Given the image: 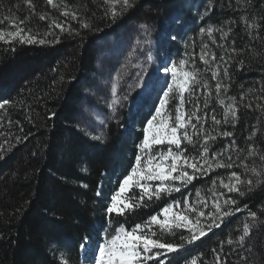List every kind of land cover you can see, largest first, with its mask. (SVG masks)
<instances>
[{
	"label": "trees",
	"instance_id": "obj_1",
	"mask_svg": "<svg viewBox=\"0 0 264 264\" xmlns=\"http://www.w3.org/2000/svg\"><path fill=\"white\" fill-rule=\"evenodd\" d=\"M54 2L59 4L60 0ZM146 2L150 3L149 11L137 2L127 17L135 21L139 16L141 25L157 31L172 0ZM31 3L29 7L25 0H0V29L15 31L12 24L16 23L46 41H0V103L12 102L0 109V264H62L64 260L81 264L80 245L85 238L92 241L101 229L107 230L108 238L114 228L145 224L172 203L183 204L185 200L205 212L204 225L210 223L208 213L215 212L216 202L222 211L233 214L222 223L218 220L220 226L207 235L166 255L164 264H191L193 259L197 264H215L216 256L223 264H264V106L257 89L258 81L264 80V0H232L229 7L224 5L226 18L235 10L240 15L233 29L234 40H241L238 53L244 55V75L236 77L234 86L239 91L234 105L238 119L233 120L228 112L229 122L225 123V110L218 108L212 113L204 109L207 76L202 69L193 94L186 96L187 112L195 111L204 120L197 123L193 119L200 138L195 145L185 141L184 154L204 164L199 155L204 139L215 137L207 142L213 167L205 164L206 171L197 173L191 188L179 195L162 194L159 199L145 195L141 201L142 194L135 195L132 190L126 198L136 207L111 217L105 197L109 185L114 182L118 187L130 173L142 135L132 129L133 118L127 123L130 116L126 113L120 123L109 121L99 140L86 137L79 122L82 92L97 83L94 56L98 41L120 26V17L106 15L100 0H64L76 19L61 15L63 5L53 8L46 0ZM174 14L177 16L169 15L171 22ZM40 15L46 19L40 20ZM243 15L247 28L254 22L261 27L257 33L260 38L254 42L247 41V28L242 35L238 32ZM52 21L63 24L66 31L49 28ZM84 23L89 27L84 28ZM222 36L216 45L224 54L230 48L228 31ZM212 116L221 123L215 124ZM193 131L188 128L190 135ZM223 132L232 135L225 137ZM215 153H222L216 159L233 167H215ZM233 172L245 181L237 185L239 192L224 187L235 182ZM248 180L252 183H246ZM227 199L236 203L226 205ZM251 212L256 213L255 219ZM245 223L251 230L241 244ZM153 231L159 235L158 226ZM174 231L175 235L164 234L163 242L178 244L181 234L190 235L187 228Z\"/></svg>",
	"mask_w": 264,
	"mask_h": 264
},
{
	"label": "rangeland",
	"instance_id": "obj_2",
	"mask_svg": "<svg viewBox=\"0 0 264 264\" xmlns=\"http://www.w3.org/2000/svg\"><path fill=\"white\" fill-rule=\"evenodd\" d=\"M232 0H172L167 6V14L164 17V24L159 30L150 26L141 25L139 16L134 20H129L128 12L134 8L137 2L142 10L149 11L150 5L146 0H132L133 7L124 10L120 5H116L117 15L120 17V26L114 32L98 41L97 51L94 56V67L96 69V85L94 88H86L82 92V104L80 106L79 127L86 137H103L106 124L109 121L122 122L121 116L124 113L129 114L132 129L140 132L142 139L137 142L136 155L140 153L137 146L143 140V129L147 127V122L156 115V109L160 107V100L163 98V92L167 86L173 83L171 69L173 65H178L181 59L188 61L186 70L202 69L206 72L207 80L203 87L206 96V110L214 112L215 110H227L229 105H235V94L239 91L234 90L236 77L241 78L244 75L243 56L238 51L241 47L240 37L234 40L235 26L238 25L239 12L235 10L233 15H223L226 6L229 7ZM104 10L111 11V5L100 0ZM226 5V6H224ZM232 6V5H231ZM172 16V22L169 15ZM110 15V14H109ZM111 16V15H110ZM239 31L242 35L246 30V16L241 17ZM129 20V21H128ZM163 22V21H162ZM161 22V24H162ZM213 28L212 34H208L207 28ZM204 28L205 32L201 33L200 29ZM256 28L257 30H252ZM219 29L220 31H217ZM261 27L256 22L247 28L249 42H254L258 38L257 33ZM228 31L230 38L229 50L224 54L217 50V43L222 42V33ZM96 48V47H95ZM208 53L205 59L208 63L200 60V55ZM212 55L216 59L212 60ZM167 69V71H166ZM225 70L226 73H225ZM218 73L213 79V73ZM247 76H244L245 78ZM220 83L224 87L218 93L215 85ZM113 88L115 91H113ZM258 93L261 96V104L264 106V80L258 81ZM263 91V93H261ZM136 93L135 99L132 100L133 94ZM85 96V98L83 97ZM235 97V100L232 98ZM116 100L118 103L113 104ZM223 100V104L220 101ZM176 102L170 101L166 105L168 113L174 114ZM185 108V106H184ZM79 119V116L77 117ZM159 119V118H158ZM168 145L158 146L154 153L164 154L167 152ZM173 151H177L171 146ZM170 163V161H169ZM135 162L133 163V166ZM191 173V169H187ZM123 181V180H122ZM121 181V182H122ZM192 182V181H191ZM191 182L181 184L175 182V186L180 191H171L175 195L191 188ZM152 185L160 184V181L150 182ZM172 184L173 182H165ZM110 189L106 197V208L111 204V197L119 190L114 182L110 183ZM103 189V188H102ZM101 190V189H100ZM144 195L139 186H133L131 191ZM122 194L123 199L131 192ZM179 203V207H173V212H185L189 217L196 214L189 209L188 201ZM172 203L169 207L177 204ZM127 211V210H125ZM197 215V214H196ZM159 217L163 219L162 212ZM171 219V216L169 217ZM202 224H205L204 217L201 218ZM106 237L99 233L93 245L86 249L88 258L83 264H94L93 257L98 254V246L104 244ZM155 251V250H154ZM170 253H161L160 259L165 260V256ZM156 264V261H148L147 264Z\"/></svg>",
	"mask_w": 264,
	"mask_h": 264
},
{
	"label": "snow or ice",
	"instance_id": "obj_3",
	"mask_svg": "<svg viewBox=\"0 0 264 264\" xmlns=\"http://www.w3.org/2000/svg\"><path fill=\"white\" fill-rule=\"evenodd\" d=\"M25 2L29 7H32L31 0H25ZM46 3L53 8H60L63 5L64 10L61 12V15L65 17L71 16L72 19L77 18L75 12L68 9L64 0H60L59 4L55 3L54 0H46ZM104 3L111 5V11L109 12L106 10L105 14H110L113 18L118 14L116 5H120L124 10L133 7L132 0H104ZM39 19L45 20L46 16L40 15ZM0 23H3V21H0ZM19 23L24 24L25 21H20ZM82 26L84 28L89 27L86 23L82 24ZM12 27H15L16 30L8 31L7 33L3 29H0V41L9 44L13 41L19 43L39 42L40 44L46 42L44 39H38L36 35L31 34L30 30L26 31L25 28L20 27L16 23H13ZM52 27L60 29V31H66L64 25L56 21H52V23L49 24V28ZM206 31L208 34H212L213 28L209 27ZM217 31L220 30L217 29ZM200 32L204 33L205 29L201 28ZM206 55H208L206 52L200 55V60L204 63H208L205 59ZM215 59V55H212V60ZM187 64L188 61L181 59L178 65H173L171 69L173 83L168 85L167 90L163 92V98L160 100V107L156 109V115L147 122V127L143 129V140L137 146L139 152L144 153V155H136L135 165L120 183L119 190L111 197V204L106 208L109 217H111L112 214L121 216L125 213V210H133L136 207L132 200L121 198L122 194L131 191L133 186H139L141 192L144 194L140 197L141 201L144 200L145 195L148 199H152L153 197L159 199L162 194H169L171 191H180V188L175 186V182L187 184L196 178L197 173L203 174L206 171L204 167L205 164L208 168L213 167V163L209 160L207 155L209 152L207 142L209 139H215V137L207 136L204 139L203 151L199 154L204 164H200L194 158L186 156L184 153L187 149L182 148L185 141L188 144L195 145L199 140L197 123L204 120V117L198 116L195 111L189 113L184 108L186 96L193 94L194 85L199 82V70H186ZM226 71L227 70H225V73ZM217 74L216 72L213 73V79H215ZM223 87L224 86L220 83L215 85L218 93ZM113 91H115L114 88ZM232 99L235 100V97ZM173 100L176 102L174 114L162 111L165 110L166 105ZM11 103L12 102L7 100L3 101L0 103V109ZM116 103H118V101L114 100L113 104ZM220 103L223 104V100H221ZM247 107H251V105H247ZM228 112H231L233 120L238 119L237 110L233 105H229L225 113V123L229 122L227 118ZM193 119H195L197 123H193ZM212 120L215 124L221 123L215 116H212ZM189 127L194 130L192 135L188 132ZM221 135L228 137L231 136L232 133L223 132ZM194 136L196 140H194ZM94 138L97 140L101 139V137ZM162 145L169 146L167 152L164 154L158 152L154 153L153 150ZM171 146H174L177 151H173ZM220 155H222V153H215L212 157V160L215 161V167H233L232 163L222 162L216 159V157ZM229 160H231V157H229ZM187 169H191V173ZM232 177L235 182L232 184H225L224 187L228 188L230 192H239L240 189L237 185L245 181H241L239 175L235 172L232 173ZM153 181H160V184L154 186L150 183ZM169 181L173 183H165ZM246 183L251 184L252 181L248 180ZM224 203L226 205L235 204L236 201L227 199ZM179 206V203H177L172 207L164 208L162 212L163 219L153 215L145 224H136L131 229L124 226L114 228L113 234H110L109 237L106 238L104 244L98 246V254L93 257L94 264H147L148 261L153 260L156 261V264H164V261L160 259L162 252L166 254L183 249L185 245H190L194 241L207 235V232L211 231L213 227H219L220 224L217 223L218 220L222 223L224 217L233 214L230 211H222L219 202H216L215 212L208 213L210 223L203 225L201 218L205 217L204 211L189 205L190 211L197 214L193 219L185 212H173L172 208ZM250 215L253 219L256 218L255 212H251ZM170 216L171 219L169 218ZM156 226L159 228V235L156 231H153V228ZM182 228H187L190 235L184 236L181 234L179 236L181 243H166L161 239L164 234L175 235L174 229ZM250 230V225L245 223L243 225V235L239 237V242L241 244H243L245 238L250 235ZM227 243L231 245L233 241L229 239ZM80 247L86 249L87 238H85V242L82 243ZM244 259L247 260L248 258L245 257ZM62 264H68V261L64 260ZM191 264H197L196 260L193 259ZM215 264H223L220 256H216Z\"/></svg>",
	"mask_w": 264,
	"mask_h": 264
}]
</instances>
